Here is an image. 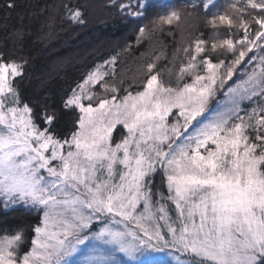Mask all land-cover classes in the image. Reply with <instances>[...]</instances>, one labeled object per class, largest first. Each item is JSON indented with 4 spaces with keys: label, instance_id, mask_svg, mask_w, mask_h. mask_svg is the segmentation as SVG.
<instances>
[{
    "label": "snow or ice",
    "instance_id": "obj_1",
    "mask_svg": "<svg viewBox=\"0 0 264 264\" xmlns=\"http://www.w3.org/2000/svg\"><path fill=\"white\" fill-rule=\"evenodd\" d=\"M111 7L136 23L139 42L137 22L169 6ZM190 7L213 30L210 45L201 34L184 47L167 82L157 56L140 90L123 95L112 56L59 107L25 98L28 61L0 50V206L35 221L0 233V264H264V0H233L223 13L214 0ZM63 8L86 22L80 7ZM181 18L172 9L152 25ZM217 96L226 99L214 108ZM68 114L71 127L58 128Z\"/></svg>",
    "mask_w": 264,
    "mask_h": 264
},
{
    "label": "trees",
    "instance_id": "obj_2",
    "mask_svg": "<svg viewBox=\"0 0 264 264\" xmlns=\"http://www.w3.org/2000/svg\"><path fill=\"white\" fill-rule=\"evenodd\" d=\"M162 2L169 7L152 10L147 19L137 22L146 27L145 36L138 42L136 23L124 22L111 7V0H15L13 9L5 7V0H0V50L13 51L28 61L20 82L25 98L46 97L58 107L61 97L75 88L87 72L112 56L117 57L116 81L118 85L123 82L121 94L129 85H133V91L140 90L138 85L148 74L146 65L157 56L161 57L157 70L162 78L166 82L174 80L175 72L187 59L183 48L201 34L210 45L213 30L206 24L202 11L191 9L190 4L198 0ZM214 2L217 7L213 11L223 13L229 11L228 5L233 0ZM64 4L80 7L85 12L86 22L68 21ZM172 9L181 12V21L153 28L152 21ZM18 30L24 34L22 40L16 39ZM218 38H224L223 29ZM238 78L244 79L242 75ZM94 91L99 94L98 98L103 96L99 85ZM220 97L217 96L213 104ZM71 121L72 115H66L58 128H70ZM115 135L119 138L120 132ZM159 181L157 176V184ZM34 222V214L19 208L4 210L0 206V233Z\"/></svg>",
    "mask_w": 264,
    "mask_h": 264
},
{
    "label": "rangeland",
    "instance_id": "obj_3",
    "mask_svg": "<svg viewBox=\"0 0 264 264\" xmlns=\"http://www.w3.org/2000/svg\"><path fill=\"white\" fill-rule=\"evenodd\" d=\"M103 63H104V62H101V63H98L97 65H101V64H103ZM97 65H96V66H97ZM96 66H95V67H96ZM95 67H94V68H95ZM94 68H92V69H94ZM92 69H91V70H92ZM87 73H88V72H87ZM87 73H86V75H87ZM147 75H148V74H147ZM97 86H98V85H97ZM97 86H95V88H96ZM95 88H94V90H95ZM121 95H123V94H121ZM225 99H226L225 97L221 96V97L218 99V101H220V104H223V102H224ZM218 106H219V105H217V101H215L214 104H213V107L215 108V107H218ZM174 111H175V110H174ZM173 119H174V118H173Z\"/></svg>",
    "mask_w": 264,
    "mask_h": 264
}]
</instances>
